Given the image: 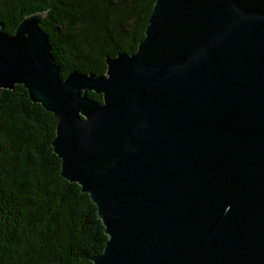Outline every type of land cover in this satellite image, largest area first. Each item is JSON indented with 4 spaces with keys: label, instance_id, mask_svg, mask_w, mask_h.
Wrapping results in <instances>:
<instances>
[{
    "label": "water",
    "instance_id": "1",
    "mask_svg": "<svg viewBox=\"0 0 264 264\" xmlns=\"http://www.w3.org/2000/svg\"><path fill=\"white\" fill-rule=\"evenodd\" d=\"M47 15L0 21V95L56 117L61 177L107 237L92 264H264V0H156L104 76L62 77Z\"/></svg>",
    "mask_w": 264,
    "mask_h": 264
},
{
    "label": "trees",
    "instance_id": "2",
    "mask_svg": "<svg viewBox=\"0 0 264 264\" xmlns=\"http://www.w3.org/2000/svg\"><path fill=\"white\" fill-rule=\"evenodd\" d=\"M155 2L0 0V21L12 35L25 17L47 13L41 28L62 77L104 76L106 57L137 51ZM56 127L23 86L0 95V264H92L103 251L107 237L95 205L61 177Z\"/></svg>",
    "mask_w": 264,
    "mask_h": 264
}]
</instances>
